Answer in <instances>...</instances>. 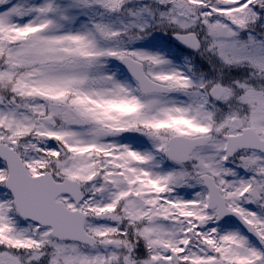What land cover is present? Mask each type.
<instances>
[{
  "label": "snow or ice",
  "instance_id": "obj_1",
  "mask_svg": "<svg viewBox=\"0 0 264 264\" xmlns=\"http://www.w3.org/2000/svg\"><path fill=\"white\" fill-rule=\"evenodd\" d=\"M0 264H264V0H0Z\"/></svg>",
  "mask_w": 264,
  "mask_h": 264
}]
</instances>
